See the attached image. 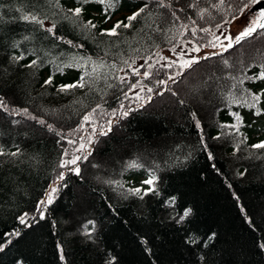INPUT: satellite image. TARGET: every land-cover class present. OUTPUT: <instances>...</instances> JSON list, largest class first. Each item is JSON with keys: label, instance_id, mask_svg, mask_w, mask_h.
Listing matches in <instances>:
<instances>
[{"label": "trees", "instance_id": "1", "mask_svg": "<svg viewBox=\"0 0 264 264\" xmlns=\"http://www.w3.org/2000/svg\"><path fill=\"white\" fill-rule=\"evenodd\" d=\"M164 2L170 7L120 0L107 19L104 6L82 0H0V97L7 106L0 109V147L19 152L0 156V264H264V150L252 147L264 141V81L253 79L264 72V30L190 68L163 63V51L184 43L213 44L254 5ZM76 7L84 9L81 18L69 12ZM141 7L142 17L119 36L99 34ZM28 13L43 25L21 19ZM78 19L97 28L86 30ZM53 26L55 35L46 31ZM33 60L36 66L24 67ZM93 62L103 67L93 72ZM81 77L84 88L58 91ZM207 79L201 97L184 86ZM252 93L261 94L255 108L248 106ZM24 108L27 115L10 114ZM93 110L95 123H85ZM109 121L112 131L101 135ZM82 143L85 151H77ZM89 150L79 176L59 167ZM132 161L143 167H128ZM150 173L153 186L144 183ZM98 174L105 181H95ZM53 181L57 196L42 206ZM149 187L156 191L143 199L129 192Z\"/></svg>", "mask_w": 264, "mask_h": 264}, {"label": "snow or ice", "instance_id": "2", "mask_svg": "<svg viewBox=\"0 0 264 264\" xmlns=\"http://www.w3.org/2000/svg\"><path fill=\"white\" fill-rule=\"evenodd\" d=\"M120 2V0H82V3L84 4H87V3H98L103 7L102 11L104 12V15L106 16L107 19H111V16L109 15V12L110 11H114L115 10V7L116 5ZM158 4L160 7H170L169 4H166L164 2V0H157ZM197 2H199V0H197ZM56 3L57 5L59 4V0H56ZM223 3H224V0H219V5L220 6H223ZM251 3L252 4H255V5H258L261 3V0H251ZM195 5H190V7H194ZM213 7H217V5H213ZM248 5H245V8H247ZM181 11H183V9H180ZM207 11V9H205L204 11H201L200 15H201V18H203V15H204V12ZM69 12L72 14V16L76 17V18H81L82 15H83V12H84V9L82 7H76L74 9H69ZM145 13V8L144 7H141L139 8L137 11H135L132 15L128 16L126 18V20H122V21H117L115 24H113V26L109 29H105L103 31H101L99 34L100 35H107V36H111V37H115V36H119L121 33H120V30L121 29H129L133 26L132 22L133 21H137L139 17H142V15ZM173 15L175 16V12L173 13ZM21 19H23L24 21H27L29 23H36V24H41L43 25V20H41L37 15H34V14H24L22 15ZM176 19H179V17L177 16ZM78 23L86 30L88 29H96L97 28V24L95 22H93L92 20H87V21H83V20H80L78 19ZM264 30V10H261L258 14V16L249 21V24L245 27L244 31H242L240 33V35L238 37H236V42L239 43L241 40L247 38V37H250L253 33H255L257 30ZM46 31L52 33L53 35H55V32H54V26L52 28H48L46 29ZM204 32H210L211 30L210 29H203ZM25 39H27V37H25ZM231 40L232 38H229V44H231ZM68 43H71V42H68ZM215 46V43L213 42V47ZM196 51H199V49H196ZM12 59L16 62H19L21 60L24 59V56L23 55H20V56H14L12 57ZM149 59H151V57H149ZM199 61L197 60H189V61H185L183 64H181L180 66L183 68V67H188L190 68L192 66L193 63H198ZM174 63V62H173ZM225 63H227V61H225ZM37 65V61L36 60H33L31 63L29 64H25L24 67H34ZM73 65L72 64H65L64 67H72ZM171 66V64L169 65ZM97 67H103V65H96L94 62H93V72L96 71ZM151 67V66H150ZM150 71V69H149ZM136 75H140V72L137 70ZM149 75V72H145V76L147 77ZM170 79H174V77H170ZM253 79H259V80H262L264 81V72H261L258 76L256 77H253ZM123 82V81H122ZM160 83H164L163 81H161ZM52 84V77H49L47 80L44 81V85H50ZM86 86V82L84 80V77H81L80 81L76 82V83H72V84H65V85H61L59 88H58V91H61V92H68L69 90L71 89H76V88H84ZM135 87V86H134ZM149 92L152 91V89H148ZM136 99H140L139 96L136 97ZM251 100H252V103L250 105H248L249 107L251 108H255L256 105L261 101V94L260 93H252L251 94ZM245 103H247L245 101ZM0 109H3L5 111H7V106L6 104L4 103L3 101V98L0 97ZM15 114L17 116L19 115H22V114H25L27 115L28 114V109L27 108H24V109H13V112L10 113V114ZM95 114V110H93V113H90L89 115H86L84 117V122L85 123H95V121L93 120V116ZM261 112L260 111H257L256 112V115H260ZM113 117H115V113H112L111 114ZM128 113L125 111L123 112V116H127ZM235 118L238 120V121H241L242 122V118L238 115V114H234ZM31 119H37L36 117L34 116H31L30 117ZM39 123L41 124H45L46 122L44 120H39L38 121ZM49 129L50 130H54L52 129V126L51 125H48ZM225 127H232V128H235L236 131L238 132L239 131V128L237 127V125H228V126H225ZM112 131V121H109L108 122V127L106 130H103L101 131V135H107L109 132ZM216 139H219V137H216ZM69 143H72V141H69ZM253 148L255 149H258V150H264V141L260 142V143H257V144H254L252 145ZM237 150H238V146H237ZM77 151H80V152H84L85 151V145L82 143L80 145V147L77 149ZM10 155V156H13V157H16L19 155V152H8V153H5L4 149L2 147H0V156H3V155ZM65 155H67V152H65ZM91 155V151L89 150L87 152V155H83V156H73L71 159H66V160H63L61 162V164L59 165V167L61 168H65V169H68L69 171L71 172H74L77 176L80 175L81 173V170H80V167H79V163L83 160V161H86L88 159V156ZM211 155V154H210ZM95 166V165H94ZM128 167L130 168H141L143 167V164H140L136 161H132L128 164ZM150 178L145 180L144 183L146 185H149V186H153L155 183H156V180H157V177L155 176L154 173H150L149 174ZM58 180L60 181H63L65 179V176L63 173L59 174V176L57 177ZM53 185L50 190L48 191L47 193V199L46 200H41L39 203L40 205H51L56 196H57V193L59 191V187L58 186H55L56 185V181H53ZM122 187V185H121ZM156 189L154 187H149L148 190L146 191H143L142 193V190L139 189V188H135V189H129V192H131L133 195H136V196H139L141 199H143V196L144 195H147L149 192H155ZM37 211L40 212V219H44L45 218V210L44 208H38ZM191 213V209H187L184 213H183V217H181V219L189 216ZM27 215V214H25ZM35 219V217L33 218ZM251 223V221H249ZM20 223L22 225H26V226H31L29 224V222L22 216L20 217ZM89 224H92L93 226V229H94V222L92 221H89ZM85 235L91 237L92 233L90 231H85L84 233ZM10 235H19V233H11ZM214 235L213 234V237H210V238H214ZM260 247L262 249H264V244H260ZM0 251H3V248L0 247ZM60 253H61V259L63 260L64 259V256H63V249L61 248L60 249ZM201 259H203V257H201Z\"/></svg>", "mask_w": 264, "mask_h": 264}, {"label": "rangeland", "instance_id": "3", "mask_svg": "<svg viewBox=\"0 0 264 264\" xmlns=\"http://www.w3.org/2000/svg\"><path fill=\"white\" fill-rule=\"evenodd\" d=\"M261 10H264V0H261V3L258 5H255L251 8H247L242 15L237 17L235 20H233L231 23H229L225 28L221 29L219 32H217L214 35L215 38V46L213 47V44L211 45H204L199 46L195 44L194 42H187L182 44L180 47L175 48L174 50H166L162 52V62L163 63H169V62H179L180 64H183L185 61L189 60H198L201 57L208 56L212 53H218L226 50L229 48L235 41L236 37L240 35L242 31H244L245 27L249 24V21L255 19L259 12ZM229 38H232L231 44H229ZM196 49H199V51H196ZM211 80L207 79L206 84L199 85H189V82H185L184 86H188L191 93L196 95L197 97H201L202 94H206L210 87ZM182 93V92H181ZM141 152V151H139ZM141 154L146 158L145 152H141ZM108 161V159H106ZM106 160H103L102 163L97 167V171L102 173L105 170V164L107 163ZM95 181H105L101 179V176L96 175L94 177ZM101 182V183H102ZM99 183V182H98ZM81 191V190H79ZM74 211V210H73ZM74 216L76 215L77 211H74ZM71 222H67L66 225H70Z\"/></svg>", "mask_w": 264, "mask_h": 264}]
</instances>
